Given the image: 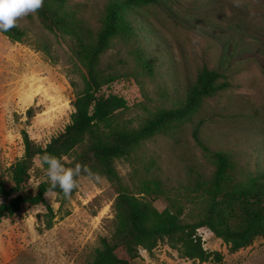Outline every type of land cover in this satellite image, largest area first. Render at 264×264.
Listing matches in <instances>:
<instances>
[{"label":"rangeland","instance_id":"obj_1","mask_svg":"<svg viewBox=\"0 0 264 264\" xmlns=\"http://www.w3.org/2000/svg\"><path fill=\"white\" fill-rule=\"evenodd\" d=\"M65 1L69 12L93 27L109 2ZM240 2L236 7L234 0H160L135 12L134 39L114 40L102 57V67L118 77L111 89L127 100L122 118L131 127L180 104L203 65L221 75L219 83L225 86L203 100L188 120L115 161L131 193H137L143 180L160 179L165 194L150 197L153 206L158 211L180 206L184 223L201 214L195 186L213 170L192 137L195 128L203 144L231 154L238 168L264 170V0ZM18 27L26 32L24 42L0 33V179L6 185L10 166L23 155L22 131L45 146L69 122L71 102L83 87L67 37L46 31L36 14L19 20ZM135 48L144 52L151 73L136 60ZM40 170L34 164L29 189L47 179ZM78 184L63 202L47 193L48 207L25 206L0 221V264L92 261L100 239L112 231L116 191L103 177L97 181L81 176ZM197 234L203 248L219 253L221 262L182 259L161 242L150 253L141 250L133 264H264L260 237L231 252L208 229Z\"/></svg>","mask_w":264,"mask_h":264},{"label":"trees","instance_id":"obj_2","mask_svg":"<svg viewBox=\"0 0 264 264\" xmlns=\"http://www.w3.org/2000/svg\"><path fill=\"white\" fill-rule=\"evenodd\" d=\"M159 1L109 0L96 27L69 12L65 0H44L42 8L35 13L46 31L69 39L71 55L82 71L83 87L71 102L73 111L69 122L45 146L33 142L22 131L23 155L9 168V184L0 179V221L14 216L25 206L48 207L47 193H54L61 202L66 200L59 188L48 191L47 179L33 190L27 187L38 154L51 153L69 167L75 163L87 165L116 191L112 231L100 239L89 264H133L141 250L150 253L161 242L182 259L205 263L212 258L221 262L219 253H209L203 248L197 234L202 228L222 240L231 252L248 247L259 237L264 242V170L251 172L238 168L231 154L211 150L203 144L197 128L192 137L213 170L209 178L198 181L195 186L202 209L192 223L183 222L180 206L172 204L162 211L153 206L150 197L160 198L165 194L160 179L143 180L137 186V193H131L116 171V160L128 158L143 142L188 120L203 100L213 97L225 86L219 83L218 72L203 65L180 104L159 110L138 127H131L123 120L127 100L111 89L118 77L106 72L102 57L114 40L134 39L135 12L158 5ZM0 33L13 42L26 39V32L19 27ZM133 54L151 73V64L144 52L135 48ZM31 111L27 112L30 116ZM40 171L44 172V168ZM50 227L46 225L47 229Z\"/></svg>","mask_w":264,"mask_h":264},{"label":"clouds","instance_id":"obj_3","mask_svg":"<svg viewBox=\"0 0 264 264\" xmlns=\"http://www.w3.org/2000/svg\"><path fill=\"white\" fill-rule=\"evenodd\" d=\"M44 0H0V32H8L18 27V21L37 13L43 6ZM234 6L240 7V0H234ZM36 166L44 168L50 187L48 191L57 188L64 197L70 198L79 186V178L84 175L90 180H99V176L91 171L87 165L75 163L69 167L62 158L51 153L38 154L34 159Z\"/></svg>","mask_w":264,"mask_h":264}]
</instances>
